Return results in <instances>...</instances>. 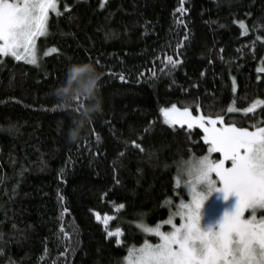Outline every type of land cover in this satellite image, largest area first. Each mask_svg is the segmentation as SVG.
Returning a JSON list of instances; mask_svg holds the SVG:
<instances>
[{
	"label": "trees",
	"instance_id": "trees-1",
	"mask_svg": "<svg viewBox=\"0 0 264 264\" xmlns=\"http://www.w3.org/2000/svg\"><path fill=\"white\" fill-rule=\"evenodd\" d=\"M56 2L39 46L58 51L36 66L0 57V264H125L158 242L137 225L182 199L178 165L207 152L201 129L170 126L160 109L264 126V104L242 111L264 101V0H184L183 15L178 0ZM81 62L99 73L101 110L70 139L93 97L73 89L69 106L57 89Z\"/></svg>",
	"mask_w": 264,
	"mask_h": 264
},
{
	"label": "snow or ice",
	"instance_id": "snow-or-ice-1",
	"mask_svg": "<svg viewBox=\"0 0 264 264\" xmlns=\"http://www.w3.org/2000/svg\"><path fill=\"white\" fill-rule=\"evenodd\" d=\"M100 6H104V0H100ZM64 7L67 10L69 6ZM50 11L59 14L56 0H0V57L37 63L35 41L46 34ZM186 11L184 0H178L175 12L183 15ZM176 23L184 21L177 17ZM239 23L243 30L244 22ZM166 59L173 67L179 62L171 57ZM96 63L99 64V60ZM81 70L74 69L67 81L75 79ZM120 79L124 80V76L120 75ZM90 83L94 85L95 81ZM57 91L67 92L68 89ZM78 97L79 93H74L70 100L64 101L65 105L70 106ZM262 104L264 101H254L242 111L254 112ZM160 111L170 125L202 129L207 152L178 165L176 182L179 185L186 177L187 198L181 199L176 211L155 226L143 222L137 225L156 236L158 242L145 240L139 248L129 249V264H264V126L257 125L250 131L225 124L223 110L194 115L189 107L181 109L173 104ZM227 111L234 109L229 106ZM132 144L141 148L136 141ZM213 153H218V157L213 158ZM176 216L180 218L179 224L174 223ZM96 219L107 225L109 217L97 213ZM163 224L170 229L162 231ZM106 231L108 236L120 235L118 228L115 232L107 228Z\"/></svg>",
	"mask_w": 264,
	"mask_h": 264
},
{
	"label": "clouds",
	"instance_id": "clouds-1",
	"mask_svg": "<svg viewBox=\"0 0 264 264\" xmlns=\"http://www.w3.org/2000/svg\"><path fill=\"white\" fill-rule=\"evenodd\" d=\"M82 69L77 75L73 84L68 88L67 92L57 91V94L62 96L65 101L70 100L73 94V89L79 91H87L88 94L93 97L92 102L87 106V110L80 118H78L77 123L73 128L70 129L69 137L70 139L78 138L82 132L87 127L89 121L94 118V116L101 110V101L98 96H96V91L98 87L99 73L95 67L91 64L81 65L74 64L69 67V79H71V73L74 69ZM94 80L95 84L90 82ZM63 89V88H58ZM57 89V90H58Z\"/></svg>",
	"mask_w": 264,
	"mask_h": 264
},
{
	"label": "rangeland",
	"instance_id": "rangeland-1",
	"mask_svg": "<svg viewBox=\"0 0 264 264\" xmlns=\"http://www.w3.org/2000/svg\"><path fill=\"white\" fill-rule=\"evenodd\" d=\"M52 13V11H50L49 12V16H48V21H49V18H50V14ZM53 13H56V12H53ZM48 21H47V28H48ZM46 34H47V32H46ZM45 34V35H46ZM45 35H43V36H39V37H37V39H36V41H35V48H36V57H37V63H35V64H32V63H28V62H26V60H24V59H21V60H17V61H22V62H24V63H27V64H29V65H32V66H36V65H38L39 64V61L42 59V58H44V57H46V56H49L50 54H52L53 52L51 51V50H46V51H42L41 49H40V46H39V40L41 39V38H43V37H45ZM22 51V50H21ZM48 53L47 55H45V53ZM22 54H23V52H22ZM6 57H10V58H13V57H11V56H4L3 58H6ZM14 59V58H13ZM16 60V59H15ZM162 117H163V119H164V121H165V118H164V116H163V114H162ZM168 125H170L169 123H167ZM170 126H179V127H181V125H179V124H176V125H170ZM184 127H187V125H183ZM193 128H198V127H196V126H194ZM198 129H200V128H198ZM202 130V129H201ZM254 130V129H253ZM251 131V130H250ZM218 153H213L212 154V157L213 158H216V157H218ZM193 160V159H192ZM177 174H178V172H177ZM178 176V175H177ZM178 179V178H177ZM184 179H186V177L185 178H182L181 180H180V183H179V187L181 188H183V196H182V199H186L187 198V190L185 189V187H184ZM180 202V201H179ZM179 202L177 203V206H178V204H179ZM176 206V207H177ZM176 211V208L174 209V210H172L171 212L173 213V212H175ZM249 215V213L246 211L245 212V216L247 217ZM258 215H259V213H258ZM179 222H180V218L178 217V216H176V217H174V223H177V224H179ZM163 226H168V228H167V230H169L170 229V226L169 225H167V224H163L162 225V227ZM162 230V229H161ZM162 231H166V230H162ZM125 264H129V256H128V258L126 259V262H125Z\"/></svg>",
	"mask_w": 264,
	"mask_h": 264
}]
</instances>
